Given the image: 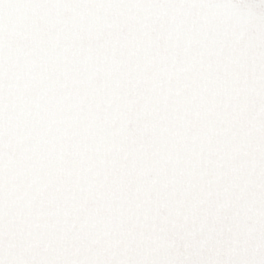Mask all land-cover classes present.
<instances>
[{
    "label": "snow or ice",
    "instance_id": "1",
    "mask_svg": "<svg viewBox=\"0 0 264 264\" xmlns=\"http://www.w3.org/2000/svg\"><path fill=\"white\" fill-rule=\"evenodd\" d=\"M0 264H264V0H0Z\"/></svg>",
    "mask_w": 264,
    "mask_h": 264
}]
</instances>
